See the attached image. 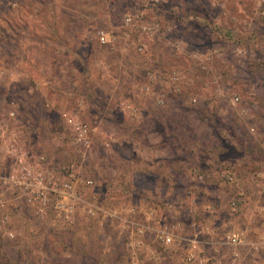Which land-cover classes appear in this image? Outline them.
Here are the masks:
<instances>
[{
  "label": "rangeland",
  "instance_id": "rangeland-1",
  "mask_svg": "<svg viewBox=\"0 0 264 264\" xmlns=\"http://www.w3.org/2000/svg\"><path fill=\"white\" fill-rule=\"evenodd\" d=\"M147 3L0 0V264H264V0ZM23 167L73 185L69 218L3 183Z\"/></svg>",
  "mask_w": 264,
  "mask_h": 264
},
{
  "label": "built area",
  "instance_id": "built-area-1",
  "mask_svg": "<svg viewBox=\"0 0 264 264\" xmlns=\"http://www.w3.org/2000/svg\"><path fill=\"white\" fill-rule=\"evenodd\" d=\"M159 0H148L147 7H152L157 5ZM145 12V11H144ZM144 12H127L124 13L122 16V22L126 27L135 29L142 33L148 34V36L152 37L155 34L159 33L160 25L156 19H152L150 21H144L143 16ZM98 40L103 45H111L114 42V37L107 33L100 31L98 32ZM142 50V48H139ZM238 101L237 98L233 99L231 102L235 104ZM11 115H13L11 113ZM64 174H67L69 177L74 178L73 173H69V169L65 166L61 167ZM201 178V176H199ZM226 179L228 181L233 180V175L227 173ZM68 181V180H67ZM14 183L17 184L21 190L24 192L25 197L29 200H36V203L39 202L41 205H36L38 212H42V205L46 202V199L49 194L54 196L55 204L54 208L59 210L60 212L65 213V216L69 218V216L74 212L76 204H78L79 199L75 195L73 185L69 182L58 183L52 182L51 180H45V177L42 176L41 172H29L24 167L19 173H9V176L6 177L3 183ZM87 184H91V181H87ZM240 201L235 199L232 201L231 206L232 210H237L239 207ZM82 210L88 216H96L97 214L101 213L105 218H120L121 214L123 213V209H115V210H108L106 208L100 207L95 205L94 203H83ZM129 212H136L134 209H128ZM152 213H148L147 216L150 218ZM174 219V217H172ZM72 222V221H71ZM144 228V227H143ZM140 231H142L140 229ZM155 231V237L158 242L162 243L163 245L172 244L174 241L173 235H171L170 230L168 227L162 226ZM192 243H196L192 241ZM228 245L237 246V245H248L249 243L246 241V237L242 231L234 232L227 236ZM188 259L191 261L193 260L194 256L192 254L189 255ZM195 259V258H194ZM203 261H199L202 263ZM133 264H137V262H132Z\"/></svg>",
  "mask_w": 264,
  "mask_h": 264
}]
</instances>
